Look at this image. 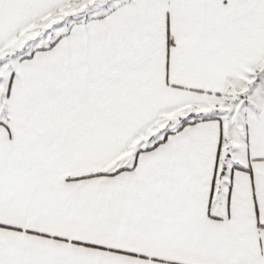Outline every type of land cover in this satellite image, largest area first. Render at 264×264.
<instances>
[{
    "label": "snow or ice",
    "instance_id": "snow-or-ice-1",
    "mask_svg": "<svg viewBox=\"0 0 264 264\" xmlns=\"http://www.w3.org/2000/svg\"><path fill=\"white\" fill-rule=\"evenodd\" d=\"M0 264H264V0H0Z\"/></svg>",
    "mask_w": 264,
    "mask_h": 264
}]
</instances>
